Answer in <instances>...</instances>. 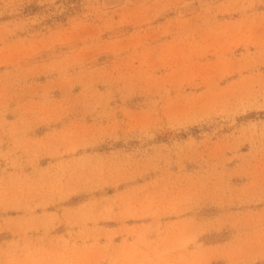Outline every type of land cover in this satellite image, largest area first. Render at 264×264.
I'll use <instances>...</instances> for the list:
<instances>
[{"label": "rangeland", "instance_id": "374dc122", "mask_svg": "<svg viewBox=\"0 0 264 264\" xmlns=\"http://www.w3.org/2000/svg\"><path fill=\"white\" fill-rule=\"evenodd\" d=\"M0 264H264V0H0Z\"/></svg>", "mask_w": 264, "mask_h": 264}]
</instances>
